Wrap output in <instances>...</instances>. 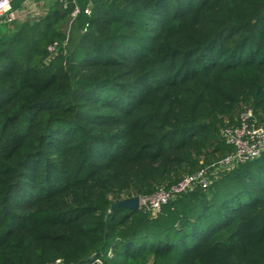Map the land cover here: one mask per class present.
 Returning <instances> with one entry per match:
<instances>
[{
    "label": "trees",
    "instance_id": "1",
    "mask_svg": "<svg viewBox=\"0 0 264 264\" xmlns=\"http://www.w3.org/2000/svg\"><path fill=\"white\" fill-rule=\"evenodd\" d=\"M248 108L264 0H57L0 32V264H264V153L211 173ZM203 168L155 216L114 207Z\"/></svg>",
    "mask_w": 264,
    "mask_h": 264
},
{
    "label": "built area",
    "instance_id": "2",
    "mask_svg": "<svg viewBox=\"0 0 264 264\" xmlns=\"http://www.w3.org/2000/svg\"><path fill=\"white\" fill-rule=\"evenodd\" d=\"M16 1L0 0V22L13 23L16 9L14 3ZM25 1L23 0V2ZM80 12L81 8L76 4L71 12L72 18H76ZM85 12L90 14V9H85ZM49 48L53 50L52 46ZM253 117V109L248 108L247 111L242 113L239 125L224 128V135L235 146L236 151L219 163L214 164V170L211 173L214 174L219 169H231L241 162L254 160L264 153V126H256L255 123H251L250 121ZM208 174V169L203 168L192 174L185 175L181 181L170 187L160 186L152 194L140 195V207L155 216L165 204L182 192L198 184L209 185L212 179Z\"/></svg>",
    "mask_w": 264,
    "mask_h": 264
},
{
    "label": "rangeland",
    "instance_id": "3",
    "mask_svg": "<svg viewBox=\"0 0 264 264\" xmlns=\"http://www.w3.org/2000/svg\"><path fill=\"white\" fill-rule=\"evenodd\" d=\"M57 0H26L22 5L15 9V19L13 23L0 22V32L12 33L20 28L27 20L36 21L46 15L49 9ZM67 35L72 34L71 24L64 27Z\"/></svg>",
    "mask_w": 264,
    "mask_h": 264
},
{
    "label": "water",
    "instance_id": "4",
    "mask_svg": "<svg viewBox=\"0 0 264 264\" xmlns=\"http://www.w3.org/2000/svg\"><path fill=\"white\" fill-rule=\"evenodd\" d=\"M115 206H124L129 209H138L140 208V196L137 195L121 199L114 204V207ZM242 224L243 222L240 224L239 228L242 226Z\"/></svg>",
    "mask_w": 264,
    "mask_h": 264
}]
</instances>
